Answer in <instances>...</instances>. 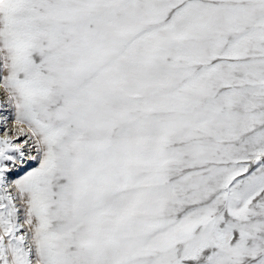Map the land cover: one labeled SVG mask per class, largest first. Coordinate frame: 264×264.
Returning <instances> with one entry per match:
<instances>
[{
	"label": "snow or ice",
	"instance_id": "snow-or-ice-1",
	"mask_svg": "<svg viewBox=\"0 0 264 264\" xmlns=\"http://www.w3.org/2000/svg\"><path fill=\"white\" fill-rule=\"evenodd\" d=\"M0 264H264V0H0Z\"/></svg>",
	"mask_w": 264,
	"mask_h": 264
}]
</instances>
